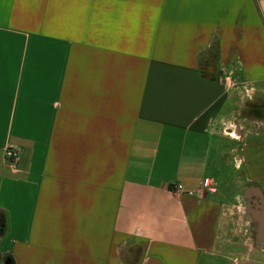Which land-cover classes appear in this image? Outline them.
Returning <instances> with one entry per match:
<instances>
[{
    "label": "crops",
    "instance_id": "0c3cea01",
    "mask_svg": "<svg viewBox=\"0 0 264 264\" xmlns=\"http://www.w3.org/2000/svg\"><path fill=\"white\" fill-rule=\"evenodd\" d=\"M263 97L264 0H0V264H264Z\"/></svg>",
    "mask_w": 264,
    "mask_h": 264
},
{
    "label": "flooded vegetation",
    "instance_id": "af4514ba",
    "mask_svg": "<svg viewBox=\"0 0 264 264\" xmlns=\"http://www.w3.org/2000/svg\"><path fill=\"white\" fill-rule=\"evenodd\" d=\"M245 201L247 202L249 210L254 212L256 216L259 215V218H262L264 212L262 211L259 197L253 192H247L245 193Z\"/></svg>",
    "mask_w": 264,
    "mask_h": 264
},
{
    "label": "built area",
    "instance_id": "2783aa9c",
    "mask_svg": "<svg viewBox=\"0 0 264 264\" xmlns=\"http://www.w3.org/2000/svg\"><path fill=\"white\" fill-rule=\"evenodd\" d=\"M19 158V153L18 151L13 148V147H7L5 149V159L7 160V162L13 167L15 168V165L17 163V160ZM208 184V181H205V185ZM174 190L176 192H183V186L182 185H174Z\"/></svg>",
    "mask_w": 264,
    "mask_h": 264
},
{
    "label": "rangeland",
    "instance_id": "374dc122",
    "mask_svg": "<svg viewBox=\"0 0 264 264\" xmlns=\"http://www.w3.org/2000/svg\"><path fill=\"white\" fill-rule=\"evenodd\" d=\"M264 98V97H263ZM263 102H264V100H263ZM255 103V104H254ZM250 109H252V111H253V114L255 115V113L257 114V116L259 117V118H262V119H264V103H256V102H253L252 104H250ZM247 108H248V106H247ZM249 111L248 110H246V114L248 113ZM245 114V115H246ZM262 119H260V120H262ZM263 121V120H262ZM259 124H261V125H263L264 123H259ZM262 126H259V129L261 128Z\"/></svg>",
    "mask_w": 264,
    "mask_h": 264
},
{
    "label": "trees",
    "instance_id": "16d2710c",
    "mask_svg": "<svg viewBox=\"0 0 264 264\" xmlns=\"http://www.w3.org/2000/svg\"><path fill=\"white\" fill-rule=\"evenodd\" d=\"M217 49H218L217 45H214L212 47L211 56L209 58L211 60V62L215 61V58L217 57V54H218V50Z\"/></svg>",
    "mask_w": 264,
    "mask_h": 264
}]
</instances>
